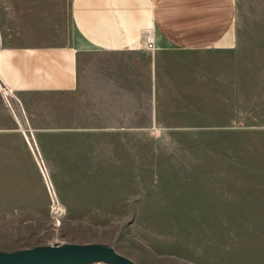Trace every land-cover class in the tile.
I'll list each match as a JSON object with an SVG mask.
<instances>
[{"label": "rangeland", "instance_id": "374dc122", "mask_svg": "<svg viewBox=\"0 0 264 264\" xmlns=\"http://www.w3.org/2000/svg\"><path fill=\"white\" fill-rule=\"evenodd\" d=\"M237 7L238 112L186 116L202 121L160 133L173 145L114 148L112 177L0 132V251L97 243L135 264H264V0ZM186 93L210 110L205 87Z\"/></svg>", "mask_w": 264, "mask_h": 264}, {"label": "crops", "instance_id": "0c3cea01", "mask_svg": "<svg viewBox=\"0 0 264 264\" xmlns=\"http://www.w3.org/2000/svg\"><path fill=\"white\" fill-rule=\"evenodd\" d=\"M237 10V0H0V132L112 177L114 148L173 145L160 133L201 120L186 116L240 110ZM199 86L208 112L186 93Z\"/></svg>", "mask_w": 264, "mask_h": 264}, {"label": "water", "instance_id": "95a60500", "mask_svg": "<svg viewBox=\"0 0 264 264\" xmlns=\"http://www.w3.org/2000/svg\"><path fill=\"white\" fill-rule=\"evenodd\" d=\"M135 264L105 244H56L0 251V264Z\"/></svg>", "mask_w": 264, "mask_h": 264}, {"label": "built area", "instance_id": "2783aa9c", "mask_svg": "<svg viewBox=\"0 0 264 264\" xmlns=\"http://www.w3.org/2000/svg\"><path fill=\"white\" fill-rule=\"evenodd\" d=\"M141 48L143 50L147 51H154V41H153V29L147 28L143 35H142V41H141Z\"/></svg>", "mask_w": 264, "mask_h": 264}]
</instances>
